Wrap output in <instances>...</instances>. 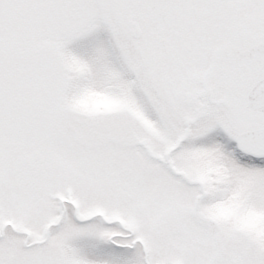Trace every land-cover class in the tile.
I'll list each match as a JSON object with an SVG mask.
<instances>
[{"label":"snow or ice","instance_id":"snow-or-ice-1","mask_svg":"<svg viewBox=\"0 0 264 264\" xmlns=\"http://www.w3.org/2000/svg\"><path fill=\"white\" fill-rule=\"evenodd\" d=\"M0 264H264V0H0Z\"/></svg>","mask_w":264,"mask_h":264},{"label":"clouds","instance_id":"clouds-1","mask_svg":"<svg viewBox=\"0 0 264 264\" xmlns=\"http://www.w3.org/2000/svg\"><path fill=\"white\" fill-rule=\"evenodd\" d=\"M75 103L87 109H104L116 106L120 103V100L102 92L88 91L79 96Z\"/></svg>","mask_w":264,"mask_h":264},{"label":"rangeland","instance_id":"rangeland-1","mask_svg":"<svg viewBox=\"0 0 264 264\" xmlns=\"http://www.w3.org/2000/svg\"><path fill=\"white\" fill-rule=\"evenodd\" d=\"M109 42L110 33L106 29H99L94 33L79 38L78 40L74 41L70 46L76 49L77 51L87 53L97 43L108 44Z\"/></svg>","mask_w":264,"mask_h":264}]
</instances>
